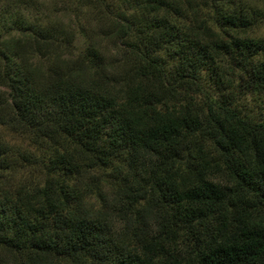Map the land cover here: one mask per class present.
<instances>
[{"label":"trees","instance_id":"1","mask_svg":"<svg viewBox=\"0 0 264 264\" xmlns=\"http://www.w3.org/2000/svg\"><path fill=\"white\" fill-rule=\"evenodd\" d=\"M263 27L264 0H0V264H264Z\"/></svg>","mask_w":264,"mask_h":264},{"label":"rangeland","instance_id":"2","mask_svg":"<svg viewBox=\"0 0 264 264\" xmlns=\"http://www.w3.org/2000/svg\"><path fill=\"white\" fill-rule=\"evenodd\" d=\"M33 2H34V4L36 3L37 5L38 4H40V2H44L45 4L46 3H49V0H33ZM42 7H44L43 5H42ZM263 32V34H264V27L262 28V30H261V33ZM248 103H247V105H246V107H247V109L250 111V113H252L253 114V116L254 117H257V116H259V108L256 106V103L257 102H255V101H247ZM262 103V102H261ZM258 104V103H257ZM10 139V138H9ZM14 141V140H13ZM25 143V142H24Z\"/></svg>","mask_w":264,"mask_h":264}]
</instances>
